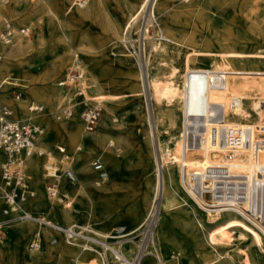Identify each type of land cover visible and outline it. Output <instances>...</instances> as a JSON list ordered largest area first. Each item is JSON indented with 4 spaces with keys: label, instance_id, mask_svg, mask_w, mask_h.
Masks as SVG:
<instances>
[{
    "label": "bare ground",
    "instance_id": "6f19581e",
    "mask_svg": "<svg viewBox=\"0 0 264 264\" xmlns=\"http://www.w3.org/2000/svg\"><path fill=\"white\" fill-rule=\"evenodd\" d=\"M11 1L8 0L0 5V7L5 5L0 9V15H6L14 25L26 24L33 17L38 19L39 23L43 24L42 33L47 36V38H41L39 35V47L49 45L51 51L44 70L37 75L32 68L28 67V60L36 52L33 42L27 39L29 36L18 35L16 38L18 45H15V41L13 46L3 47L4 58L0 63V84L12 89L21 88L24 98L13 100L0 91V108L8 107L12 111L13 119L18 122H32L33 125L40 124L44 127L35 125L43 132L39 144L46 155L43 158L33 157L27 161L24 169L26 170L25 185L18 190L21 195L29 192L26 186L32 190L35 187L38 198L23 203L18 214H10L0 219V230L15 225L10 228L15 249L7 254L6 259L5 250L0 249V264H41L46 257H52L55 253L57 258L51 264H124L117 263L112 253H108L104 259L96 247L84 250L82 245L85 238L111 244L113 249L121 251L126 260H130L134 250L130 245L134 246L135 238L149 220L155 222V229L144 264H156V261L154 262L156 257L160 259V264H195L196 260L193 262L192 255L203 246L217 253L212 261L201 257L204 264H216L218 259H226L225 255L218 252L221 247L238 246L237 251L244 254L246 264L253 263L247 253L248 250L241 247L253 248L264 254V232L248 224L238 214L224 208L202 212L184 191L180 179L183 165L189 169L197 166H220L227 152L226 148L206 144L203 150L189 153L183 159L180 133L187 115L223 117L228 141L234 139L243 141L247 132L253 140L264 139V69L251 65L264 61V53L197 50L195 46L187 42V36H184L181 31L177 19V14L187 13L188 6L183 3L185 1L190 3L191 0H167L169 3L177 1L182 4L176 15L168 19L169 27L172 28L160 31L159 42L153 46L150 54L147 53L146 43L143 49H139L137 69L129 65L125 66L127 62L123 61L125 68L123 70H126L125 84L128 89L136 94L141 88L146 98L147 114L137 113L140 121L136 131L139 136L138 142H132L123 132L116 131V125L109 124L110 116L114 115L109 101L99 128L110 130L117 135L111 136L105 131L89 134L85 130L79 110L75 108H78L76 105L79 104L93 103L86 95L84 99L77 96L74 99L75 86L70 89L59 87V83L71 68L76 50L82 51L79 47L85 42L82 38L79 40L80 46H76L67 20L69 14L58 12L57 7L68 0H49L48 2L41 0L40 4L32 5L23 12L14 8V5L9 8ZM158 2L159 0H143L138 11L129 17L122 30L114 20L117 10L108 9L104 0H74L66 10L75 11L97 30L107 35V39L100 38L96 43L100 50L105 44L122 43L126 40L145 13L147 21L145 19L143 41L148 40V29L156 20L155 8ZM234 41V38H231L226 43ZM92 52V49L88 50V53ZM160 57L170 60V70L163 75L153 72V65ZM15 71L19 75L17 78L11 76ZM219 73L228 74L227 82L223 88H212L210 79L214 74ZM106 88H108L107 85L104 86V90ZM96 96L98 100H102L98 94ZM66 102H73V115L69 119L57 115ZM33 104L41 106L42 111L32 114L29 107ZM158 104L163 105L162 113ZM209 120L205 123L208 128L219 123L216 120ZM154 129L157 130V136ZM56 142L64 144L71 153L86 146V156L76 157L71 164L72 167L65 166L66 162L62 158L66 155L64 147L57 145L50 152L51 146ZM58 147L64 148L65 155L58 152ZM98 149L102 151L95 161H100L103 165L108 164L111 175L104 189L92 191L87 187V183L92 181L93 176L90 156ZM238 150L240 157L235 164L237 171L239 173L253 172L254 161L251 151L240 144ZM57 153L62 157L53 156ZM126 155L133 156L132 165H124L123 160ZM4 160V154L0 151V162L3 163ZM54 161L59 170H62L63 166L70 167L74 171L79 183L75 195L71 196V192L65 185H60L57 199H51L47 194V185L54 183L55 180L44 173V165L46 162ZM259 162L264 165V153ZM153 166L155 168L154 197L150 200L144 195V190L152 187V180L145 177ZM128 168H133L135 174L137 173L133 180L125 176ZM5 191V187L0 183V197ZM94 193L100 194L104 199L101 206L96 201ZM65 199L69 200V208L64 206ZM44 209L54 212L66 228L76 229L83 238H79L75 244H72L62 233L44 227L40 223L42 218H36L38 212ZM146 214L147 220L139 224L136 229L127 231L122 242H111V239L116 240L115 237L102 228L96 229L89 223L82 227L78 224L81 221L134 223L145 219ZM9 221L14 222L3 226ZM175 229L184 233L182 242L174 236ZM86 232L91 236L85 235ZM34 239L40 241V247L28 248V241ZM232 258L229 256L226 260Z\"/></svg>",
    "mask_w": 264,
    "mask_h": 264
},
{
    "label": "rangeland",
    "instance_id": "374dc122",
    "mask_svg": "<svg viewBox=\"0 0 264 264\" xmlns=\"http://www.w3.org/2000/svg\"><path fill=\"white\" fill-rule=\"evenodd\" d=\"M48 1L49 0H47V2ZM73 1L74 0H68L64 2L63 5H57V8L60 14H69L67 20L69 21L70 31L75 39L76 46H80V39L84 38L85 40L84 44L79 47V49L81 48L82 51L76 50L75 53L82 55L83 62L85 65V84L88 90L86 97L92 103H94V101H101L104 104V114L102 116V119H104L105 117L106 108L108 106L109 101L110 107H112L114 112V115H111L108 120L109 124L112 126L116 125V131L123 132L125 136H127L132 142H138L139 136L137 135L136 131L138 130V125L140 124V121L137 113H145V115L147 114L146 98L141 88L140 92L136 94H133L128 89L127 85L125 84L126 70H123L125 69L123 66V61L127 62L126 65L124 64L125 66L129 65L130 67L132 66L137 69V52L139 51V49H143V46L146 43L147 53L150 54L152 52L153 46L159 42V38L161 35L160 31L166 28H172L169 27L168 19H170L172 15H176L177 11L182 6V4L177 1L169 3L167 0H159L155 8L156 20L153 26H149L148 29V40L143 41V32L147 21V14L145 13L146 16L145 14L143 15V17L138 21L136 29L130 32L126 40H124L122 43L118 42L114 44H107L108 46L105 44V46H102L99 50V46L96 44L97 41L100 38L107 39V35H104V33L102 31H99V29L97 30V28L92 26L91 23L84 20L80 15H77L75 11L68 9L66 10V8L69 7ZM142 1L143 0H104V4L108 9L113 10L115 8L117 10L116 11L114 9L116 11V17L114 16V20L116 21L119 29L122 30L129 17L138 11ZM39 2H41V0L36 2H32L31 0H12L8 7L11 8L12 5H14V8L23 12L32 5L40 4ZM183 4L185 6H188V8L186 9L187 13H185V15L177 14L179 26L181 27V31L183 32L184 36H187V42L195 46L197 50H215L218 52H221L223 50H236L245 53H264V0H191L190 3L185 1ZM4 6H1L0 9H2ZM120 13H122V16L120 15ZM3 17L8 18L6 15L2 14L0 15V20ZM15 26L17 28L27 27L32 31L31 35L27 37V39L33 42V46L36 52L28 60V67L32 68L37 75L41 74V72L44 70L45 63L49 60V53L51 51V46L49 45L39 47V35L41 38H47V36L42 33L43 24H40L39 20L33 17L30 22L26 24L19 23ZM231 38H234L235 41L226 43ZM15 45H18L17 41ZM91 49L93 50V52L88 53V50ZM251 65L264 69V61H259V63H252ZM169 70L170 60L168 58L160 57L156 60L153 65L154 74L163 75ZM11 76H13V78H17L19 75L15 71L11 74ZM163 78L165 79V77ZM105 85H107L108 88L104 90ZM0 91L1 93H4L5 96L13 100L18 99L20 97L24 98L21 88L15 87L12 89L5 85L4 88ZM74 91H76V88ZM96 94H98L102 98V100H98ZM75 98L76 95L74 96V99ZM77 106L78 108L75 109L78 111L80 110V107L85 106V104H79L76 105V107ZM159 109L160 113H162V104L159 105ZM78 113L80 114L81 112L79 111ZM57 115L62 117L61 111ZM102 119L99 122L96 131H105V133H108L111 136H116L117 133H114L110 130H106L102 127L101 129L99 128V126L102 124ZM63 121L69 122L70 120ZM35 125L44 128L40 124ZM154 133L155 136H157L156 129H154ZM57 145H62V147L66 149V155L62 157V155L57 153L53 156L60 155V157L63 158L64 162H66L65 166L68 165L72 167L71 164L74 163L76 157H85L87 153L86 146L85 148H82L77 152L71 153L64 144L59 142H56L51 146L50 152H52V149ZM101 151V149H98L91 153L90 161L92 164L100 155ZM132 159L133 156L126 155L123 160L124 165H132ZM104 165L110 177L111 174L108 168V164ZM64 168L65 167L62 166V170L60 171H63ZM135 175H137V173L135 174L133 168H128L125 176L133 180L136 177ZM154 177L155 168L153 166L150 172L145 177L146 179L148 178L152 180V187L146 188L144 190V195L148 196L150 200H153L154 197ZM96 178L97 175L93 170L92 181L90 183H87V187L90 188L92 191H100L106 186L105 185L102 188H96ZM60 185H65L67 190L69 187L71 196L75 195L77 189L79 188V183L76 186H69L68 182L65 180H62ZM26 189L29 191H34L36 194L38 193L35 187H33L32 190L30 187L26 186ZM94 196L96 198V201L101 206V204L104 202L102 196L96 193H94ZM36 197L38 198V194ZM78 209L80 210L79 207ZM78 209L75 208V210ZM36 218H45L63 227L66 226L56 217V214L54 212L48 209H44L41 212H38ZM145 220H147V214L145 215V219L141 220L140 224H142ZM12 222L14 221H9L8 223L3 224V226L11 224ZM87 223L88 222L86 221H81L78 224L82 227ZM14 226L15 225H11L0 230V249L5 250V259L7 257V254L13 252L15 249L13 244V238L10 233V228ZM118 227L126 226L118 225ZM118 227H116L112 232H110V235H112V237L114 231L117 230ZM126 229L127 231L130 230L128 227H126ZM84 234L91 236V234L88 232ZM173 234L178 240L182 242V236L184 234L183 232L177 231V229H175L173 231ZM116 241L117 240L111 239V242ZM31 242V240L28 241V248H30ZM130 247L134 249L133 245H130ZM241 248H244L246 251L248 250L247 253L250 255L253 264H264V254L261 251H256L253 248L248 249L246 246H243ZM237 249L238 246L230 248H219L218 252L222 255H225L226 259H228L229 256L233 258L231 260L218 259L216 264H246L243 257L244 254L239 253ZM215 255H217L216 251H214L213 249L205 248L203 246L194 252V254L192 255V259L193 262H195V259L200 260V262L196 261L195 264H204V261H201L200 259L201 257H203L204 260L212 261L213 259H215ZM56 258L57 254L55 253L52 257H46V259H44L46 261L43 260L41 264H51L56 260Z\"/></svg>",
    "mask_w": 264,
    "mask_h": 264
},
{
    "label": "built area",
    "instance_id": "2783aa9c",
    "mask_svg": "<svg viewBox=\"0 0 264 264\" xmlns=\"http://www.w3.org/2000/svg\"><path fill=\"white\" fill-rule=\"evenodd\" d=\"M8 0H0V5ZM32 2L38 0H31ZM32 31L28 28H17L8 18L0 20V63L4 58L3 47L13 46L18 35L30 36ZM84 62L82 55L76 53L71 68L67 71L65 78L59 83L60 88L70 89L76 87L77 98L84 99L87 90L85 84ZM228 74H214L210 79L212 88H223L227 82ZM4 85L0 84V88ZM19 97V96H18ZM73 102H66L61 108L62 116L69 119L73 115ZM101 101H94L80 107V114L87 133L96 131L99 122L104 114V107ZM206 107L204 113L206 114ZM29 111L32 114L42 111L39 105H31ZM218 121L212 128L206 126L207 120ZM43 135L42 130L30 122H18L12 117V111L8 107L0 109V151L4 154L5 160L0 162V183L6 191L0 197V219L10 214H18L21 205L26 201H33L36 194L29 191L19 194L18 190L25 185V166L29 159L33 157L43 158L45 152L40 148L39 139ZM180 140L183 147V159L189 153L201 151L206 144L212 147L226 148L223 164L220 166H197L188 168L183 165L180 179L184 191L192 198L196 207L202 212L224 208L241 216L248 224L264 232V165L259 160L264 153V139L253 140L247 132L243 141L234 139L228 141L227 132L224 128V118L210 115H187L184 119ZM251 151L254 161V169L251 173H239L236 169L238 160V146ZM58 152L65 155L64 148L58 147ZM50 155V154H49ZM93 170L97 175L95 181L96 188H102L108 182L109 174L100 161L93 163ZM44 172L54 183L47 185V194L51 199L59 197L60 182L65 180L69 186L78 184L77 177L70 167H65L60 171L57 163L46 162ZM258 190V191H257ZM256 191V192H255ZM64 205L70 207L68 199ZM40 223L46 228L62 233L68 242L75 244L81 235L76 229L63 227L51 220L42 218ZM155 222L149 220L134 243L133 257L126 260L119 249H113L111 244H105L85 238L83 249L88 250L96 247L105 259L108 253H112L117 263L124 264H144L149 252L148 249L153 240ZM127 233L126 227H119L114 231L113 236L118 242L124 241ZM117 242V243H118ZM41 245L38 239H34L31 249L39 248ZM156 264H160V259L156 257Z\"/></svg>",
    "mask_w": 264,
    "mask_h": 264
},
{
    "label": "crops",
    "instance_id": "0c3cea01",
    "mask_svg": "<svg viewBox=\"0 0 264 264\" xmlns=\"http://www.w3.org/2000/svg\"><path fill=\"white\" fill-rule=\"evenodd\" d=\"M21 28H27V27H21ZM68 190L70 191L69 187ZM88 223L94 226L96 229L102 228L105 232H112L116 227H118V225L126 226L129 229H135L141 223V221H136L134 223H128V221H88ZM195 260L197 262H200V260L198 259Z\"/></svg>",
    "mask_w": 264,
    "mask_h": 264
}]
</instances>
